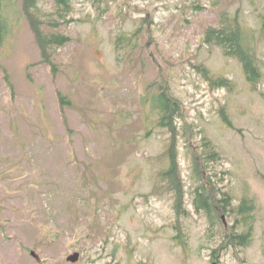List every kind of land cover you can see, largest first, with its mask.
<instances>
[{"label": "rangeland", "instance_id": "374dc122", "mask_svg": "<svg viewBox=\"0 0 264 264\" xmlns=\"http://www.w3.org/2000/svg\"><path fill=\"white\" fill-rule=\"evenodd\" d=\"M70 5L66 18L57 0L35 7L46 33L70 38L52 63L22 1L0 38V264H264V0ZM235 17L255 45V83L206 41ZM162 89L179 109L168 127ZM209 142L218 159L204 162ZM203 182L231 196L230 212L196 208Z\"/></svg>", "mask_w": 264, "mask_h": 264}, {"label": "trees", "instance_id": "16d2710c", "mask_svg": "<svg viewBox=\"0 0 264 264\" xmlns=\"http://www.w3.org/2000/svg\"><path fill=\"white\" fill-rule=\"evenodd\" d=\"M22 1V8L24 12L31 17V25L35 30V35L37 42L43 53L44 61L47 63L51 62V51L55 47H60L66 45L70 41V38L60 32H51L46 33L43 27V20L41 16L35 13V7H37L40 0H0V38H4L7 33L10 32L11 23H10V9L15 3ZM57 6L59 10L60 18H66L71 11L70 0H57ZM53 26L57 25L52 22ZM206 41L211 43L214 42L221 46L225 52V55L234 57L238 59L244 68L245 74L249 81L252 83L257 82L262 76V71L258 62V57L256 54L255 45L249 41L248 35L244 25L240 22L238 17H235L233 24L229 22H223L220 26L210 27L206 33ZM126 42L125 36L119 37L118 44ZM221 85L227 86L229 82L226 78H221L219 83ZM60 103L62 105L70 104V100H67L65 96L59 94ZM158 100L157 107L160 109V125L168 127L172 123V119L175 114L178 113L176 102L162 89L161 92L157 95H154V100ZM208 154L205 157L204 162H210L212 160L218 159V152L210 146V142L207 145ZM175 161L174 159L171 162V165L164 173V176L167 179H174L175 176ZM203 182L202 184H204ZM175 190L178 191V184L175 182ZM196 208L198 210H205L210 213L215 211V214L218 215L216 204L224 213L231 211V196L224 192L223 197L218 200V196H215V192L212 190H207V184L202 185L196 189ZM251 209H253L252 202L245 199L242 204L238 207V212L241 215H249ZM219 216V215H218ZM249 234H242L241 244L249 240Z\"/></svg>", "mask_w": 264, "mask_h": 264}, {"label": "water", "instance_id": "95a60500", "mask_svg": "<svg viewBox=\"0 0 264 264\" xmlns=\"http://www.w3.org/2000/svg\"><path fill=\"white\" fill-rule=\"evenodd\" d=\"M80 258H81V252L75 251L67 257V261L71 263H76L80 260Z\"/></svg>", "mask_w": 264, "mask_h": 264}]
</instances>
